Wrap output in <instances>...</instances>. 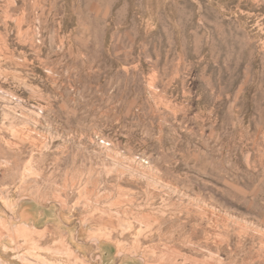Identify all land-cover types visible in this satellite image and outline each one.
<instances>
[{
  "label": "rangeland",
  "instance_id": "obj_1",
  "mask_svg": "<svg viewBox=\"0 0 264 264\" xmlns=\"http://www.w3.org/2000/svg\"><path fill=\"white\" fill-rule=\"evenodd\" d=\"M0 264H264V0H0Z\"/></svg>",
  "mask_w": 264,
  "mask_h": 264
},
{
  "label": "crops",
  "instance_id": "obj_2",
  "mask_svg": "<svg viewBox=\"0 0 264 264\" xmlns=\"http://www.w3.org/2000/svg\"><path fill=\"white\" fill-rule=\"evenodd\" d=\"M17 215L19 220H24V224H26L25 222H31L32 224H34L40 218H51L50 213H48L47 215L45 212H41L40 210L30 211L28 210L27 206L21 209V211H18Z\"/></svg>",
  "mask_w": 264,
  "mask_h": 264
},
{
  "label": "bare ground",
  "instance_id": "obj_3",
  "mask_svg": "<svg viewBox=\"0 0 264 264\" xmlns=\"http://www.w3.org/2000/svg\"><path fill=\"white\" fill-rule=\"evenodd\" d=\"M9 100V99H8ZM13 109V108H12ZM12 109H9L10 111H13ZM16 111V110H15ZM24 110H21L20 111V113H18V114H21V115H25V112H23ZM34 112V111H33ZM32 115V114H31ZM27 117H28V115H27ZM36 117V116H35ZM41 117V116H40ZM25 118V117H24ZM36 119V118H35ZM37 120V119H36ZM37 121H39V120H37ZM30 130V129H29ZM127 180V179H126Z\"/></svg>",
  "mask_w": 264,
  "mask_h": 264
},
{
  "label": "built area",
  "instance_id": "obj_4",
  "mask_svg": "<svg viewBox=\"0 0 264 264\" xmlns=\"http://www.w3.org/2000/svg\"><path fill=\"white\" fill-rule=\"evenodd\" d=\"M101 143H102V144H104V143H105V141H104V140H101Z\"/></svg>",
  "mask_w": 264,
  "mask_h": 264
}]
</instances>
